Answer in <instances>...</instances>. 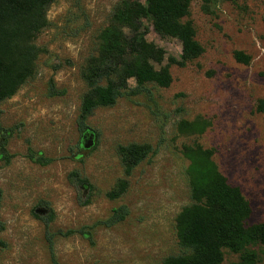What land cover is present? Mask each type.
Listing matches in <instances>:
<instances>
[{
  "label": "rangeland",
  "instance_id": "rangeland-1",
  "mask_svg": "<svg viewBox=\"0 0 264 264\" xmlns=\"http://www.w3.org/2000/svg\"><path fill=\"white\" fill-rule=\"evenodd\" d=\"M118 1L51 3L36 38L33 76L0 102V264H159L179 253L175 217L189 202L183 144L214 149L220 171L250 202L247 224L264 222V114L256 111L264 98V0H191L184 20L203 53L184 66L170 64L169 86L148 85L97 108L80 130L82 72ZM143 23L147 41L164 51L162 62L152 63L156 69L180 58L177 38ZM236 50L250 62H237ZM128 84L136 86L133 78ZM197 117L209 122L204 133H178L179 120ZM85 130L94 133L89 149L81 145ZM130 143L150 144L154 152L126 176L118 147ZM120 178L128 181L126 192L109 199ZM119 206L128 214L107 226ZM47 207L54 213L48 228L34 216ZM247 248L264 264L258 243ZM238 260L223 249L222 264Z\"/></svg>",
  "mask_w": 264,
  "mask_h": 264
},
{
  "label": "trees",
  "instance_id": "trees-1",
  "mask_svg": "<svg viewBox=\"0 0 264 264\" xmlns=\"http://www.w3.org/2000/svg\"><path fill=\"white\" fill-rule=\"evenodd\" d=\"M54 1L0 0V102L14 95L33 76L40 53L36 38L48 25L47 10ZM201 1L204 5L210 2ZM190 3L191 0L118 1L108 24L98 35L96 52L86 59L82 72L87 91L79 105L80 130L97 108L113 106L118 98L146 90L148 85L169 86L170 64L184 66L203 53V47L195 39L192 22L184 20L189 15ZM144 20H150L159 35L180 41L179 59L168 57V64L159 69L154 67L153 62H162L164 51L147 41L148 27ZM233 57L237 62H250V56L240 50L234 51ZM130 78L135 80V87L128 84ZM256 111L264 114V98L258 100ZM208 126L206 119L197 117L179 120L176 129L181 135H201ZM151 152H154L152 146L147 143L120 145L118 154L124 174L130 175ZM181 154L187 160L189 202L175 217L180 252L166 256L159 264H222L224 248L239 254V260L233 264H256L255 251L247 247L258 243L264 252V222L247 224L252 211L250 202L220 171L213 159L214 149L198 143L183 144ZM70 177L91 187L87 178L76 172H71ZM127 188L128 181L120 178L106 196L118 199ZM47 208L46 215L34 214L46 228L54 218L53 210ZM127 214L128 209L119 206L105 224L111 226ZM46 236L51 244L50 235Z\"/></svg>",
  "mask_w": 264,
  "mask_h": 264
},
{
  "label": "water",
  "instance_id": "water-1",
  "mask_svg": "<svg viewBox=\"0 0 264 264\" xmlns=\"http://www.w3.org/2000/svg\"><path fill=\"white\" fill-rule=\"evenodd\" d=\"M82 147L84 149H89L94 145V133L85 130L82 134Z\"/></svg>",
  "mask_w": 264,
  "mask_h": 264
}]
</instances>
